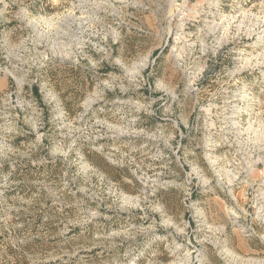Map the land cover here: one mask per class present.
Wrapping results in <instances>:
<instances>
[{
  "label": "rangeland",
  "instance_id": "1",
  "mask_svg": "<svg viewBox=\"0 0 264 264\" xmlns=\"http://www.w3.org/2000/svg\"><path fill=\"white\" fill-rule=\"evenodd\" d=\"M0 264H264V0H0Z\"/></svg>",
  "mask_w": 264,
  "mask_h": 264
},
{
  "label": "built area",
  "instance_id": "2",
  "mask_svg": "<svg viewBox=\"0 0 264 264\" xmlns=\"http://www.w3.org/2000/svg\"><path fill=\"white\" fill-rule=\"evenodd\" d=\"M251 235L254 236V237H257V238L259 237V235L256 233L255 230H252L251 231Z\"/></svg>",
  "mask_w": 264,
  "mask_h": 264
},
{
  "label": "trees",
  "instance_id": "3",
  "mask_svg": "<svg viewBox=\"0 0 264 264\" xmlns=\"http://www.w3.org/2000/svg\"><path fill=\"white\" fill-rule=\"evenodd\" d=\"M33 92H34V94H37L38 95V88H37V86H34L33 87Z\"/></svg>",
  "mask_w": 264,
  "mask_h": 264
},
{
  "label": "bare ground",
  "instance_id": "4",
  "mask_svg": "<svg viewBox=\"0 0 264 264\" xmlns=\"http://www.w3.org/2000/svg\"><path fill=\"white\" fill-rule=\"evenodd\" d=\"M83 1H85V0H83ZM87 3V2H86ZM92 3V2H91ZM104 4V3H103ZM98 5V4H97ZM229 123V122H228ZM233 125H234V123H233Z\"/></svg>",
  "mask_w": 264,
  "mask_h": 264
}]
</instances>
